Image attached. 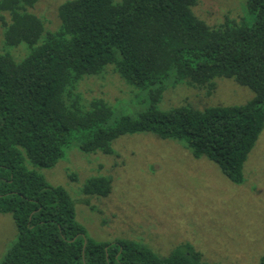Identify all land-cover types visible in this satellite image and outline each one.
Segmentation results:
<instances>
[{"label": "trees", "instance_id": "16d2710c", "mask_svg": "<svg viewBox=\"0 0 264 264\" xmlns=\"http://www.w3.org/2000/svg\"><path fill=\"white\" fill-rule=\"evenodd\" d=\"M36 1L0 0L5 44L29 49L20 60L0 53V213L12 215L17 231L0 264H205L188 242L161 256L134 239L90 237L68 192L24 162L54 165L74 135L82 151L112 154L119 136L151 132L183 141L193 157L205 156L241 182L264 127V0H247L251 22L217 26L193 13L198 0H69L59 7L56 31L29 12ZM108 65L126 83L149 88L144 111L113 119L104 99L83 102L80 81ZM218 77L253 97L242 105L155 106L167 79L211 92ZM111 184L109 176H93L82 192L106 197Z\"/></svg>", "mask_w": 264, "mask_h": 264}, {"label": "rangeland", "instance_id": "374dc122", "mask_svg": "<svg viewBox=\"0 0 264 264\" xmlns=\"http://www.w3.org/2000/svg\"><path fill=\"white\" fill-rule=\"evenodd\" d=\"M66 1L37 0L28 10L42 20L45 31H56L61 26L59 7ZM192 11L211 26L226 19L253 18L247 0H198ZM2 14L9 22V14ZM28 51L25 42L5 44L0 20V53L20 60ZM76 91L84 103L104 99L113 119L135 116L150 104L149 88L126 83L111 65L100 75L85 77ZM253 95L232 78H216L211 92L167 79L155 106L166 111L180 105H242ZM78 141L72 136L62 157L50 167L32 165L27 157L24 163L68 192L75 219L90 237L134 239L161 256L188 242L202 253L205 264H257L264 256V127L243 163L239 183L227 179L205 156L193 157L183 141L151 132L119 136L111 144L112 154L82 151ZM93 176L111 177L112 190L106 197L83 194V185ZM16 237L12 215L0 213V262Z\"/></svg>", "mask_w": 264, "mask_h": 264}]
</instances>
